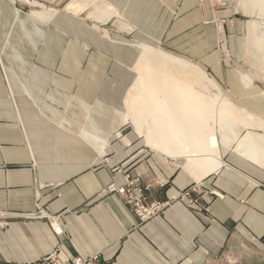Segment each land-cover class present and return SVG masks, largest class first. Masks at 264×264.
I'll list each match as a JSON object with an SVG mask.
<instances>
[{"label":"crops","instance_id":"crops-1","mask_svg":"<svg viewBox=\"0 0 264 264\" xmlns=\"http://www.w3.org/2000/svg\"><path fill=\"white\" fill-rule=\"evenodd\" d=\"M33 1L56 13L22 16L39 29L29 44L15 27L17 38L6 42L10 16L0 9V264L35 261L57 247L63 262L98 253V264H209L233 254L240 240L264 236V167L229 150L221 158L226 166L208 172L149 152L132 132L114 136L135 78L134 43L207 65L229 85L236 106L264 117V92L255 95L236 73L224 74L230 63L215 50L210 20L233 16L224 45L240 63L243 20L236 12L212 11L208 0H100L134 28L128 34L59 8L69 0ZM17 45L14 60L10 47ZM129 179L145 187L148 202L198 181L209 194L197 206L171 201L139 224L108 190Z\"/></svg>","mask_w":264,"mask_h":264},{"label":"bare ground","instance_id":"bare-ground-1","mask_svg":"<svg viewBox=\"0 0 264 264\" xmlns=\"http://www.w3.org/2000/svg\"><path fill=\"white\" fill-rule=\"evenodd\" d=\"M248 2L252 12L262 18V21L252 22L249 39L263 53L264 65V0ZM0 9L10 16L4 24L10 28L6 36L11 35L15 27L20 41L29 44L38 39L39 29L32 27L8 0H0ZM134 44L138 48L132 67L135 78L123 99L122 124L132 123L135 132L157 152L201 166L209 172L226 165L221 160L220 144L226 148L234 145L232 150L239 156L264 167L262 117L234 105L222 93L218 94L213 81L195 64L150 44ZM18 46L12 48L16 56L11 59L20 57ZM239 76L244 88L251 87L250 77ZM241 128L245 131L242 136L239 135Z\"/></svg>","mask_w":264,"mask_h":264},{"label":"rangeland","instance_id":"rangeland-1","mask_svg":"<svg viewBox=\"0 0 264 264\" xmlns=\"http://www.w3.org/2000/svg\"><path fill=\"white\" fill-rule=\"evenodd\" d=\"M8 1L14 8L19 10L21 16L31 15L39 20H44V19L51 18L52 16L55 15L54 13H56V10L53 9L52 7H43V6L38 7V4L35 3L33 0H8ZM208 1L210 4V7L212 8V11L217 10L219 7L220 8L228 7L236 12L235 14L236 17H239L241 20H243L242 34L240 36L241 38L240 44L242 47V57H241L240 63L236 62L235 59H233L229 48H226L224 45V36L228 32L226 25H229L230 27L233 26V23H232L233 16L229 17L228 19L213 17L210 20V23L213 24L215 36H216L215 50H217V53L220 56L219 58L222 63L224 61H229L230 63L229 67L227 65L223 67L224 74L227 71V73H230V72L236 73L238 76L240 74H244L245 76L250 77L252 79L253 85H251V88L248 87L249 88L248 90H254L255 92L254 94L259 95V93H261L262 91L264 92V65L262 64V61H261V56L263 53L257 46L253 45V43L249 39L250 38L249 36H250V33H252V22L254 20L259 19L260 15L252 12V10L249 7L250 4H248L249 0H222V2H225V3H218L216 2V0H208ZM59 8H65L67 11L73 12L77 15L82 14V16L84 15L85 17L89 19L87 22H91V20L97 21L100 24H104V25L106 24L110 26V28L112 29L126 28L125 30L129 32L128 34L131 33L130 31L132 30L134 31V28L130 26L127 28L126 22L121 21L118 18L119 15L118 13H116V11L113 9L112 6L100 0H69ZM177 13H174V16H176ZM113 18H115L114 25L111 24L112 23L111 21ZM260 19L262 21V18ZM6 37L5 38H6L7 43L8 41L10 42L11 39L15 38L12 34L11 35L9 34V36H6ZM152 46L155 49L161 50L164 53L170 54L172 56L178 57L180 59H184L186 61H189L192 64H195L203 72H205V75L209 77V79L213 81L214 85L217 87V93L218 94L222 93L224 96H226L230 100L229 95H228L230 91L229 85L226 83L223 84L222 82L217 80V78L215 77L214 70L212 68L208 67L207 65L203 66L199 64V62L186 59L185 57H182L183 55L179 53L176 54V53L166 52L162 48L156 47L154 45ZM84 49L86 51H89L91 47L87 44H84ZM12 53L14 54V51H12V47H10L9 54L12 55ZM0 55H2L1 51H0ZM238 72L240 74H238ZM239 79L241 80L240 76H239ZM261 96L264 97V95H261ZM230 101L233 103L232 100ZM262 118L264 119V117ZM214 129L218 130V127ZM128 132H132L135 138L141 141V144L146 148V150H148L149 152H157L155 149L149 147L146 144L144 137L139 136L135 132L134 126L130 122L124 123V126L122 127V131L119 130L117 133L114 134V136L115 138L120 139L122 134H126ZM244 133H245L244 129L241 128L239 135L242 136ZM219 136L220 134L217 133V137ZM233 146L234 145H231L230 147L226 148L225 146L220 144L222 156L229 150H232ZM157 153H160V152H157ZM106 156L107 154L103 153L101 157L102 159H107ZM164 156L167 157L166 155ZM167 158L168 160L172 162L181 160V159L179 160V159H173L169 157ZM121 167H122V163L114 164L112 169L118 171ZM198 168L203 169V167L201 166H198ZM129 180H135L136 184L140 185L137 182L138 179H129ZM115 186H118V185H115ZM141 188L143 189V194L145 195V197H147L146 192H145L146 191L145 187L141 186ZM208 194L209 192L207 191V193H205L204 195L207 196ZM176 195H178V193H176L175 195H170L166 200H163V201L156 200L155 202L169 203L171 202L173 196H176ZM200 197L201 196L199 194L197 196H194V198L196 199V203H198ZM209 264H264V236L262 237L254 236L252 237L250 241H247L246 239L240 240V244L238 245V248L233 249V254H228V256H223L222 258L216 261H212Z\"/></svg>","mask_w":264,"mask_h":264},{"label":"built area","instance_id":"built-area-1","mask_svg":"<svg viewBox=\"0 0 264 264\" xmlns=\"http://www.w3.org/2000/svg\"><path fill=\"white\" fill-rule=\"evenodd\" d=\"M218 3H225L222 0H216ZM204 189L202 182H195L178 192V195L173 196L171 201L185 202L188 205L197 206L194 196L198 194L204 195L207 191ZM108 190L116 192L123 200V202L130 208L133 215L136 217L139 224L147 221L148 219L155 217L162 213L167 203L163 202H148L143 189L140 185L136 184L135 180H127L122 186H115L113 184L108 186ZM2 225L0 224V227ZM59 248H55L52 252L44 257L30 261L24 264H98L99 254H93L88 257H84L80 254L74 255L67 262H63L59 258Z\"/></svg>","mask_w":264,"mask_h":264}]
</instances>
